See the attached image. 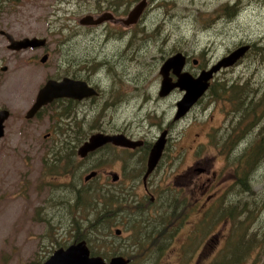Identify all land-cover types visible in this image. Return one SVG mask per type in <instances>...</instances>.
Segmentation results:
<instances>
[{
  "label": "rangeland",
  "instance_id": "rangeland-1",
  "mask_svg": "<svg viewBox=\"0 0 264 264\" xmlns=\"http://www.w3.org/2000/svg\"><path fill=\"white\" fill-rule=\"evenodd\" d=\"M132 1L134 0H128V3L132 4ZM153 1L148 0L149 5ZM78 2H87V0H78ZM157 3H164V7L160 6L155 9L150 7L145 14L147 22L141 24L142 29L137 32L136 37L148 34L155 18L159 17L160 20L164 19L169 26L172 25L168 28V31H171L170 45L174 44L183 49L192 48L191 50L205 49L204 54L208 60H220L238 45L257 42L264 46V0H166V2L156 0L155 4ZM227 3L233 4V6H235L234 4L238 5L237 15L230 19L222 16L216 18V14L220 13L221 9L228 5ZM9 8L12 14L4 16V19H12L18 33L41 34L51 37L52 40L66 38L69 39L68 41H70L72 32L71 30L66 31L65 27L74 25L75 20L81 15L79 10L83 9L76 0H61L60 2H55V0H14ZM55 12H58L57 15ZM54 13L55 15H53ZM60 24L63 27H60ZM81 39L85 38L82 35L76 38V40ZM57 59V54H55L46 71L52 72L51 66L58 62ZM150 59L148 61L140 60L135 71L137 75L134 73L136 79L137 76L143 79L142 88L144 91H149L152 87L155 78L153 74L158 72L156 61ZM22 69L15 74L16 79L10 80L0 88V95L13 98L9 102L13 115L17 114V110L25 111L27 109V105L32 100L31 96L44 78L41 75L44 70L40 67L25 65ZM217 71L219 72L213 82H226V85L230 86L238 79L241 80V83L249 81L254 91L259 88L256 95H260L262 92L260 87L264 88V52L259 53L258 50L255 52L252 48L249 54H244L233 67H222ZM252 93L250 92L249 96L244 94V96L249 99ZM178 96L176 93L174 99ZM152 104L156 103L152 102ZM137 105L134 103L126 112L107 115L105 118L104 114L97 113L88 114L85 112L80 115L87 121H90L92 116L94 127L91 132L97 128L103 129V125L107 130L108 127L117 128L121 124L127 133L135 137H151L156 131L154 124L169 114L135 111ZM208 108L200 106L189 112L181 121L175 122L171 153L165 157L160 168L149 178L150 194L143 190L141 175L134 172L122 173L120 176L125 184L122 187L133 189L135 198L142 200L141 205L148 207L149 202L156 201L160 197L169 199V190L171 189L180 191V197L186 204L185 208L179 210L182 219H177L176 224L178 223V225H176L168 247L153 264H207L223 247L232 227L230 219L219 220L208 232L204 233V236L194 235V229L199 225L206 211L214 212L213 207L217 206L223 197L233 196L231 190L234 181L233 170L226 166L225 156L213 146V142L208 143L204 138V130L219 125L222 116L219 112L224 111V108L210 112ZM238 110L240 108L235 112ZM250 111L252 112L249 119L242 121V125L250 124L256 133L260 132L261 128L264 129V124L261 121L264 117V108L253 109L252 106ZM209 116L212 117L211 121H208ZM258 117L259 121L255 123ZM41 119L42 124L38 122L39 119L35 122L41 124L40 126L31 125L40 127L41 135L38 136L37 142L26 145L20 143L18 138H14L11 142L14 119L9 124L11 126L8 130L9 134L0 141V264H39L45 261L53 250L77 242L74 241L75 228L72 223V218L74 217L73 220H75L77 213H69V210L72 211L73 208L68 198L64 202L60 197L64 193L72 201L73 192L70 193L71 186L68 183L75 176V181L71 183L74 188L77 186L79 176L83 182V177L92 170L87 166L95 160L96 156H91L92 159L89 162H81V158L76 154L77 148L83 143V134H86L87 138L91 133L86 125L84 126L86 132L83 128L80 130L77 143L65 145L60 140L56 141L64 136L60 131L58 133L57 115L46 112L45 117ZM233 119L234 117L230 118V120ZM74 120L64 119L61 124H58V127L65 128L64 124L68 123L69 129L77 132L73 125ZM236 121H239L238 117H236ZM112 127L109 129L115 130ZM44 132H50L51 135L48 138H43ZM251 132L253 133V131ZM59 149L62 150L58 155L62 161L60 164L58 163L60 168L58 172H63V169L64 172L61 175L45 173L43 160L54 157L52 152ZM101 151L106 156L108 155L110 161L96 168L98 180L113 189L119 187L117 185L119 181L113 182L110 172L119 174V167L123 160L116 156L124 154L132 157L136 161L134 163L136 167L132 169L140 170V166L144 162L141 154L132 156L108 146L97 152ZM205 165L208 166L207 171H203L202 174L194 170V167H206ZM212 171H216V177H213ZM66 174L70 175L69 179H66ZM253 177L252 189L264 197V163L255 171ZM208 178L212 179L210 184L207 181ZM36 186L40 187L39 194H36ZM151 195L154 196L153 201L149 199ZM128 201H132V198L129 197ZM254 204L257 206H253ZM254 204L246 203L244 206L251 208V211L245 212V215H250L251 218L253 216L252 221L246 218L245 222L240 224L237 220L242 219L243 215L238 216L236 212L237 234H242L241 236L245 240H247V234L251 228L256 232H264V202ZM256 215L259 217L256 218ZM255 219L258 220L256 224H254ZM122 223L127 224L126 221H122ZM122 223L112 226L109 236L116 239L115 244L122 243L121 247L117 249L124 245L121 250L125 252L128 250L127 246L130 237H132V231L129 228L124 230ZM115 229H120L119 235L115 234ZM261 240L263 241L253 240L258 243L255 247L254 243L243 241L246 244L242 246L246 250V255L242 257L240 264H264V235ZM98 249L106 250L107 248L96 246V250ZM108 254L107 260L115 256L111 252ZM147 257L144 256L140 259V256H137L134 263L144 262Z\"/></svg>",
  "mask_w": 264,
  "mask_h": 264
},
{
  "label": "flooded vegetation",
  "instance_id": "flooded-vegetation-1",
  "mask_svg": "<svg viewBox=\"0 0 264 264\" xmlns=\"http://www.w3.org/2000/svg\"><path fill=\"white\" fill-rule=\"evenodd\" d=\"M58 1L60 2L61 0H55V2ZM139 1L141 0H134L132 1V4H129L128 0H87V2H78V0H76L78 5L83 7V9L79 10L81 11V15L75 20V24H71L70 27L66 25L65 27L66 31L71 30L72 32L70 41H68L69 39L66 38H64V40H52L51 37H47V35L18 33L15 30V25L12 19H4V16L12 14L9 7L14 0H0V88L10 80H14L15 74L23 70L22 68H24L25 65H33L44 70L41 74L44 78L39 84L36 92L31 96V103L27 105L25 111L17 110L16 115L11 114L13 111L11 110L9 102L13 100V98L0 95V111L6 110L8 112L7 117L3 122V134L0 137V141L9 134L8 130L9 127H11L9 124H11L10 122L14 119L12 122L14 123L13 132L10 137L11 142L14 138H18L20 143L26 145L37 142L39 140L38 136L41 135L40 127L37 128L36 126L31 125L34 124L40 126L43 122L41 118L45 117L46 112L55 113V115H57L58 124H61V121L64 119H75L73 125L77 131L83 128L86 132L84 126L87 125L91 134L104 133L108 135H125L130 139L141 141V145L134 148L115 146L112 144H107L106 146L109 148H115L132 156H139V154H141L143 155L144 162L141 164L140 170H138L130 169L132 165H129L128 167V165L125 164V161L122 160L119 167V174L117 173L118 179H120L122 173L130 174L135 172V174L137 173L138 175H141L144 192L149 193V178L160 168L165 157L169 156L171 153L172 132L175 122L181 121L189 114V112L196 110L200 106L209 107V112L224 108V111L219 112L222 114L221 120H219V125L211 126L204 130V138L206 139V142H212L211 139L216 138L213 130H216L217 132L215 134H217L220 133V130L223 128H228L230 125L228 122L230 120L229 114L238 108L235 107L233 103L230 102V98L225 95H221L219 98L215 99H212L211 95H209V87L214 84L222 86V83L219 81L213 82L219 71L213 73L206 91L193 103L186 113L182 117L175 119L177 102L183 96L184 91H181L178 87H174L169 89L166 93L164 92V94H161V82L163 77L160 74V68L163 63L174 54L181 53L184 58L182 72H188L193 77H196L203 70H208L215 65L219 59L216 61L208 60L204 54L206 51L205 49L199 50L198 48V50H191L192 48L183 49L182 47H176L174 44L170 45L169 39L171 31H168V28L172 27V25L169 26L164 19L160 20L159 17L155 18L148 34L136 37L137 32H140L142 29L141 24L147 22V16H145V14L149 11L150 7L153 9L159 8L160 6L164 7V3L155 4L156 0H154L153 3H150V5L148 0H145L146 7L147 5H149V7H145L136 22L127 24L126 19L129 12ZM164 1L166 2V0ZM227 4L228 5H226L225 8H222L223 12L221 9V12L216 14V18L222 16L230 19L237 15L236 9L238 5L234 4L235 6H233V4ZM55 13L57 15L58 12ZM55 13L53 15H55ZM87 15L92 17V23L81 22V20ZM60 27H63L62 24H60ZM80 35L85 39L76 40ZM26 38L43 39V43L36 46H27L16 49L12 40L19 41ZM239 46L241 45H238L237 47ZM231 51L232 50L229 52ZM55 54H57L58 62L55 64L52 63V72H48L46 71V68L47 66H50ZM226 55H228V53ZM149 58H151L150 60L156 61L158 69V72L153 74L155 78L153 79L152 87L149 89L150 92L143 90V79L138 76L136 79L134 76L139 61H148ZM235 64L236 63L229 67H233ZM168 76L172 82L176 81V75L172 71L169 72ZM64 78L74 81V84L77 82V85L84 87L87 91L92 90L93 93L84 95L81 98H73L69 96L55 98L41 106L32 117H26L27 111L35 102L37 93L44 84L48 80L60 82ZM147 78L149 79V77ZM223 84L227 86L226 82ZM239 84L243 85L241 82ZM176 93L179 96L174 99ZM251 100L253 101V98H251L250 101ZM231 101L235 102V100L232 99ZM244 101H246V99ZM152 102H155L156 104H152ZM134 103L138 104L135 111L151 113L161 112L163 114H169L162 117L160 121L154 124L156 131L151 137H135L134 135L127 133L121 124H119L117 128L111 126L115 130L109 129L111 127H108L106 130V127L103 125V129L99 130V128H97L98 131L95 130L94 132H91L93 130L92 127H94L91 120L92 116L90 121H87L85 117L82 118L80 115L85 112L88 114L97 113L104 114L103 117L105 118L107 115L126 112V110H129ZM241 107H246L248 110V106ZM205 109L207 110V108ZM248 111L246 119H249L252 112L250 110ZM37 119H39L38 122L41 124L35 123ZM209 120H212L211 116L208 117V121ZM233 120H236L235 116ZM58 124V133L60 131L64 136L63 138L56 139L57 142L60 140V142L65 145L78 142L77 138L74 136L77 132L75 133V131H73V135L66 134L62 127H58ZM163 132H165V143L161 156L153 171L148 175L146 184H144L143 176L147 168V159L154 142ZM43 134V138H48V136L51 135L50 132H44ZM237 134L238 133H235L231 137L234 138V135ZM225 136L221 135V138H225ZM84 141L85 139L82 142ZM205 166L206 167H194V170H197L200 172L199 174H202L203 171H207L208 166ZM212 175L213 177H216V171H212ZM65 177L66 179H69L70 175L66 174ZM207 181H209L210 184L212 179L208 178ZM39 188L40 187L37 186L35 187L36 194H39ZM149 199L150 201H153L154 196L151 195Z\"/></svg>",
  "mask_w": 264,
  "mask_h": 264
},
{
  "label": "trees",
  "instance_id": "trees-1",
  "mask_svg": "<svg viewBox=\"0 0 264 264\" xmlns=\"http://www.w3.org/2000/svg\"><path fill=\"white\" fill-rule=\"evenodd\" d=\"M250 45L246 55L249 54L252 48L255 52L256 50L259 53L264 52L263 45H259L257 42ZM240 82L237 80L229 87L223 83L222 86L214 84L209 87V95H211L212 99L225 95L238 108H242L241 106H248V110L252 106L253 109L256 107L264 108V88L260 87L262 92L260 95H256L259 88L254 91L251 82H243V85L239 84ZM244 89L246 90L244 91ZM250 92L253 93L248 99L247 96H249ZM244 94L247 96H244ZM251 98H253V101H250ZM231 99L235 100V102H232ZM245 99L246 101H244ZM248 110L244 107L238 112L232 111L229 114L230 118L235 116L238 117L239 121L231 120L228 128L220 130V133L215 134L217 131L213 130L216 138L211 139L212 144L225 156L226 166L233 170L234 181L231 188L233 196L223 197L219 204L213 207L214 212L206 211L199 225L194 229V235L204 236V233L208 232L213 227V224L219 220L230 219L232 227L223 247L215 253L207 264H240V260L246 255V250L242 247L246 244L243 241L254 243V247L258 243L253 242V240L263 241L261 239L264 232H256L253 228L247 234V240L243 239L242 234H237V222L242 224L246 218L251 221L254 218L253 216L251 218L250 215H245V212L251 211V208L244 207L246 203L264 202V197H261L257 191L252 189L253 175L264 163V129L261 128L262 130L256 133L250 124H247L248 126L242 125V121H247ZM257 121H259V117L255 120V123ZM261 121L264 123V117ZM64 126L65 128L63 129L66 134L73 135V130L69 129V124L65 123ZM80 133L79 130L74 136L77 138ZM235 133L238 134L234 135V138L231 137ZM221 135L226 136L221 138ZM82 137L83 140L86 139V134H83ZM105 147L107 146H102L80 161L89 162L92 159L91 156H96L95 160L87 166L89 169L96 170V168L110 161V158L104 152H97ZM61 151V149L55 150L52 152L54 157L43 160L45 173L61 175L64 172V169L62 170L63 172H58L60 171L58 163L60 164L62 161L60 160L62 158L58 156ZM120 157L128 167L132 165L130 169L136 167L134 164L136 161L132 157L124 154L116 156V158ZM69 172L72 173L71 170ZM98 178V174H96L88 181L82 182L79 176L77 186L73 188L71 184L75 181V176H73V179L68 183L71 186V188L69 187L70 193L73 192L72 201L64 193L61 194L60 199L65 202L68 198L73 208L72 211L71 209L69 210V213H77L75 220H73L74 217L72 218L73 227L75 228L74 241L86 240L91 253L99 254L104 258H108V252H111L112 255H124L131 259L129 264H135L137 256H140V259L148 256L144 262L137 264H153L168 247L176 225H178V223L176 224L177 219H182L179 210L185 208L186 204L183 198L180 197V191L171 189L169 190V199L160 197L156 201L149 202L147 207L140 204L142 200L135 198L133 189L126 186L125 188L122 187V185H125L122 179L117 180V182L119 181L117 184L119 187L113 189L99 182ZM129 197L132 198V201H128ZM253 206L257 205L254 204ZM236 212L238 216L243 215V218H240L237 222L235 221ZM258 217L256 215V218ZM122 221H126L127 224L122 223ZM257 222L258 220L255 219L254 224ZM121 223L124 224V230L129 228L132 231V237H130L129 245L127 246L128 250H125V252L121 250L124 245L122 248L117 249L121 247L122 243L115 244L116 239L109 236L111 227ZM96 246L107 249L96 250Z\"/></svg>",
  "mask_w": 264,
  "mask_h": 264
},
{
  "label": "water",
  "instance_id": "water-1",
  "mask_svg": "<svg viewBox=\"0 0 264 264\" xmlns=\"http://www.w3.org/2000/svg\"><path fill=\"white\" fill-rule=\"evenodd\" d=\"M146 6V1L141 0L138 2L129 12L126 19V23H134L138 20L141 13ZM81 22L92 23V17L89 15L85 16ZM97 22V21H93ZM16 49L27 46H36L43 43V39L39 40L36 38L23 39V40H12ZM249 45H241L235 48L231 53L220 59L215 65L208 70H203L198 76L193 77L190 73L183 71L184 58L181 53H176L169 57L161 66L160 74L162 75L161 82V94L166 93L169 89L178 87L181 91H184L183 96L177 102V110L175 113V119L182 117L186 111L193 105V103L206 91L214 72L222 67H228L236 63L241 57L244 56L246 51L249 49ZM43 61V60H42ZM172 71L176 75V81L172 82L169 78V72ZM75 82L64 78L58 82L55 80H48L44 86L38 91L36 100L27 111L26 117H32L34 113L43 105L52 101L58 97L69 96L73 98H81L84 95L93 93L92 90L87 91L84 87L74 84ZM8 112L6 110L0 111V137L3 134V122L7 117ZM107 143H112L116 146L131 147L141 145V141L132 140L125 135L115 134L108 135L104 133H93L87 140H85L78 148L77 155L80 158H85L88 154L94 152L96 149L104 146ZM165 143V132L154 142L147 159V168L143 176V182L146 184L148 175L153 171L158 160L161 156ZM97 172L91 170L84 176V180L96 176ZM112 181L118 179V174L115 172L111 173ZM115 234H120V229H115ZM129 258L123 255H115L105 260L100 255H92L90 249L85 240H80L71 243L67 247H60L55 249L52 254L41 264H129Z\"/></svg>",
  "mask_w": 264,
  "mask_h": 264
}]
</instances>
